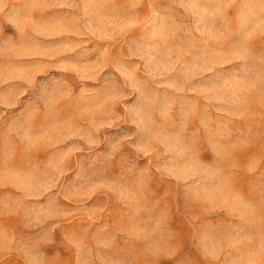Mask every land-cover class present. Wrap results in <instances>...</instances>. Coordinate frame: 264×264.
Instances as JSON below:
<instances>
[{"label":"rangeland","instance_id":"1","mask_svg":"<svg viewBox=\"0 0 264 264\" xmlns=\"http://www.w3.org/2000/svg\"><path fill=\"white\" fill-rule=\"evenodd\" d=\"M0 264H264V0H0Z\"/></svg>","mask_w":264,"mask_h":264}]
</instances>
